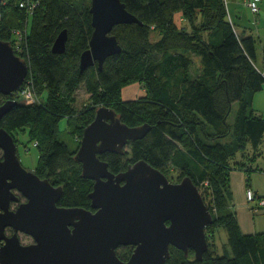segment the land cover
Segmentation results:
<instances>
[{"label": "trees", "instance_id": "1", "mask_svg": "<svg viewBox=\"0 0 264 264\" xmlns=\"http://www.w3.org/2000/svg\"><path fill=\"white\" fill-rule=\"evenodd\" d=\"M122 1L143 23L116 25L113 33L122 51L109 56L102 69L96 62L85 70L80 68V56L89 48L94 30L91 0H40L31 16L15 1L0 6V38L11 41L13 29L28 26L25 51L17 52L30 65L18 91L0 94V104L9 98L18 101L0 126L14 137L29 128L41 155L36 172L65 186L60 205L89 206L93 180L82 176L76 151L59 137L60 120L77 115L75 92L84 83L92 104L81 112L82 134L100 105L114 108L130 125H152L143 138L128 144L125 153L100 155L112 171L144 158L167 175L173 167L182 172L181 178L190 175L199 188H210L211 206L219 214L202 194L214 215L206 227L208 251L198 260L193 250L186 256L172 246L166 264H264V231L243 233L228 207L231 170L252 171L253 154L264 146V116L253 107L256 92L264 86V40L258 63L257 39L237 30L228 0ZM178 11L181 25L174 18ZM63 29L68 31L66 50L55 53L52 45ZM153 33H158L156 40ZM195 56L201 65L194 74ZM132 82L141 83L144 93L122 99L123 88ZM27 83L38 97L48 90L47 100L21 99ZM235 102L238 108L231 124L228 118ZM68 125L74 126L71 121ZM228 135L232 139L223 142ZM217 226L225 229L232 255L216 251L209 229ZM122 251L118 253L124 258Z\"/></svg>", "mask_w": 264, "mask_h": 264}, {"label": "water", "instance_id": "2", "mask_svg": "<svg viewBox=\"0 0 264 264\" xmlns=\"http://www.w3.org/2000/svg\"><path fill=\"white\" fill-rule=\"evenodd\" d=\"M90 12L94 30L80 56L81 70L96 62L102 69L109 56L122 51L113 33L116 25L143 23L122 0H91ZM67 41L63 29L52 50L64 52ZM29 71V62L11 41L0 38V94L18 91ZM17 102L9 98L0 104V120ZM151 128L148 122L128 124L112 107L95 109L74 154L82 176L93 180L88 208L60 205L64 184L26 168L15 137L0 126V264H166L172 246L186 256L193 250L202 260L209 249L206 227L214 215L192 177L171 181L144 158L115 172L100 156L125 153ZM20 233L32 241L23 242ZM129 245L134 248L124 260L118 249Z\"/></svg>", "mask_w": 264, "mask_h": 264}, {"label": "rangeland", "instance_id": "3", "mask_svg": "<svg viewBox=\"0 0 264 264\" xmlns=\"http://www.w3.org/2000/svg\"><path fill=\"white\" fill-rule=\"evenodd\" d=\"M229 1V6L232 9V12L234 13L235 10H237L238 7V12L240 16V21L242 25H247L249 28L252 30L253 35L257 39V55H258V63L262 62V41L264 40V0L260 2L259 6L261 8V20H259L257 17L260 15L259 13L256 14L254 13L250 7H248L245 3L242 2L241 4L237 5L236 7L234 6V1L233 0H228ZM175 21L179 25L183 23L182 21V14L181 12H176L175 13ZM158 38V33H153L152 34V40H156ZM195 64L192 67V71L197 73L199 70V66L201 65V60L199 56H195ZM139 89V90H138ZM138 93L141 95L144 93V88L141 83L139 82H132L128 84L126 87L123 88L121 92L122 99L128 100V99H137ZM49 96L48 90H46L41 96H34L32 93L28 94L27 97L23 96L21 94V99L26 100L27 102H32V101H41L44 102L47 100ZM75 98L76 101L74 102V105L77 109V115L73 116L71 118H62L59 122V129H60V134L59 137L60 139L64 140L67 142L69 147L76 151L77 148L80 145V141L82 138V132L80 130L79 124L82 119L81 112L83 110H86L87 107H89L92 102L90 100V95L86 90V86L84 83H81L75 92ZM253 107L255 109H259V112L261 113L264 112V86L261 90L257 91L255 94V99H254V104ZM238 108V103L235 102L232 108V111L230 113V116L228 118V121L232 124L234 122L236 112ZM258 111V110H257ZM262 114V113H261ZM264 114V113H263ZM79 115V116H78ZM71 121L74 126L69 128L68 122ZM79 127V128H78ZM15 137L18 139V153L21 159L22 164L28 168L29 170L36 171L39 161H40V150L39 147L35 144V140L31 138L30 136V130L26 126L24 129L19 130L18 132H15ZM232 139V135H228L226 138H223L222 141H229ZM128 150L130 151V147H128ZM3 151L0 149V155H2ZM242 156V154H239ZM237 157L238 159L240 158ZM130 157V154H128L127 158ZM264 159V157L262 158ZM170 171V172H169ZM182 172L176 170L175 168L171 167L170 170H168V177L170 178L171 181H179L181 178ZM200 191L204 196H207L206 199L207 201L210 200V206H211V195L209 194L210 188L207 186H202L199 188ZM205 199V200H206ZM212 205H214L212 203ZM15 206V204H14ZM212 207V206H211ZM213 211L216 212L218 215L219 212L217 213L215 206L212 207ZM7 232L9 234L12 233L10 229H7ZM210 236H214L216 239V251L219 252L221 255L225 254L227 252L228 255H232L231 252V247L229 243L227 242V234L226 231L223 227H214L209 229ZM20 237L23 242L29 243L32 241V237L29 235H26L24 233H20ZM1 242V241H0ZM226 250V251H225ZM215 251V250H214ZM130 250L125 249L122 251L123 255H128Z\"/></svg>", "mask_w": 264, "mask_h": 264}, {"label": "crops", "instance_id": "4", "mask_svg": "<svg viewBox=\"0 0 264 264\" xmlns=\"http://www.w3.org/2000/svg\"><path fill=\"white\" fill-rule=\"evenodd\" d=\"M233 1L235 7L236 4L237 5L241 4L242 6L243 0H233ZM258 1L259 4L260 2H262V0H258ZM228 9L230 10L231 18L235 20V22L237 23V30L241 32L245 31L247 34L248 33L253 34L249 26L239 24L241 23L240 21L241 15H239V12L237 11L238 7L237 10H235L233 13L232 9L229 6V1H228ZM259 14L260 15L257 18L261 20V8ZM138 92L139 91H137V94H139ZM256 110H258L259 112L258 108ZM261 113L264 116L263 114L264 112L261 111ZM253 152L251 151V153ZM259 152H262V154H260ZM253 156H254V160L250 161L252 162L251 165L254 167L252 171L248 172L247 167H245V169L236 167L231 170L230 186L228 193L229 210L234 212L242 232L247 234L264 231V209L259 210L257 212L252 211L250 207L255 205L256 202L255 201L249 202L246 194V190L250 187L254 189L258 195L264 196V159H262L264 157V146L261 147V149H259L257 153H254Z\"/></svg>", "mask_w": 264, "mask_h": 264}, {"label": "built area", "instance_id": "5", "mask_svg": "<svg viewBox=\"0 0 264 264\" xmlns=\"http://www.w3.org/2000/svg\"><path fill=\"white\" fill-rule=\"evenodd\" d=\"M10 1H15L17 5L25 11L27 16H31L38 6L40 5V0H2V4L8 3ZM244 3L250 7V9L254 13H259L260 11V6H259V1L258 0H245ZM1 4V5H2ZM2 10L0 9V23L2 21ZM27 31H28V26L26 27H19L13 29V33L11 36V43L16 51L17 54L23 53L25 51V41L27 38ZM19 53H18V52ZM20 55V54H19ZM32 93L35 96V93L33 91V87L31 86V83H27L25 87H23L21 94L25 97H27L28 94ZM247 194V199L249 202L255 201V205L251 206L250 209L252 211H259L264 209V197L258 195L254 189L248 188L246 190ZM1 245V242H0Z\"/></svg>", "mask_w": 264, "mask_h": 264}, {"label": "flooded vegetation", "instance_id": "6", "mask_svg": "<svg viewBox=\"0 0 264 264\" xmlns=\"http://www.w3.org/2000/svg\"><path fill=\"white\" fill-rule=\"evenodd\" d=\"M90 201H91V199H90ZM14 204H15V206H14ZM16 206H17V203H13V204H12V207H14V208H15ZM85 207H88V208H90V207H91V202H90V205H89V206H85ZM9 229H10V228H9ZM10 230L12 231V229H10ZM133 248H134V247H133V246H130V245H129V246H122V247H120V248L118 249V251H119V250H125V249H128V250H130V252H129V254H128V255H123V254H122V252H121V255H123V256H124V258H123V259H124V260H127V259L130 257V255H131V253H132V250H133ZM121 258H122V257H121Z\"/></svg>", "mask_w": 264, "mask_h": 264}]
</instances>
